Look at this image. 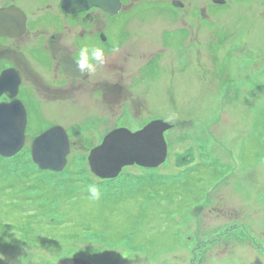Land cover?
<instances>
[{
	"label": "rangeland",
	"instance_id": "1",
	"mask_svg": "<svg viewBox=\"0 0 264 264\" xmlns=\"http://www.w3.org/2000/svg\"><path fill=\"white\" fill-rule=\"evenodd\" d=\"M257 29L249 39L258 63L233 69L238 77L257 72L245 82L225 79L222 61L209 63L225 55L215 54L219 27L183 42V68H167L166 94L150 96L148 111L142 105L140 118L126 122L132 130L156 116L173 123L157 168L130 165L101 179L81 144L104 133L82 131L90 127L79 122L94 117L57 107L31 116L33 131L59 122L76 142L58 172L32 159L33 132L15 155H0V264H264V22ZM93 183L98 201L88 198Z\"/></svg>",
	"mask_w": 264,
	"mask_h": 264
},
{
	"label": "flooded vegetation",
	"instance_id": "2",
	"mask_svg": "<svg viewBox=\"0 0 264 264\" xmlns=\"http://www.w3.org/2000/svg\"><path fill=\"white\" fill-rule=\"evenodd\" d=\"M249 4L256 6L253 15H244L241 10ZM230 9L235 15L228 14ZM0 16V74L12 70L7 89L0 90V102L21 101L27 116L26 140L29 132L35 136L61 125L51 122L33 131L31 116L40 119L54 107L68 115L72 108L74 113L83 109L94 117L90 124L79 122L89 125L82 131L92 139L94 130L103 135L119 127L132 130L126 122L140 116L142 105L148 111L145 100L166 94L167 68H183L179 50L185 40L194 39V31L219 27L224 32L215 54L218 50L225 55L209 63L217 67L222 61L225 79L245 82L256 77V71L238 77L233 69L258 63L249 35L258 33L257 26L264 22V0H119L109 10L93 5L74 11L62 0H0ZM83 45L105 48V63L91 75H81L74 63ZM155 118L162 119L148 121ZM103 135L81 144L91 148Z\"/></svg>",
	"mask_w": 264,
	"mask_h": 264
},
{
	"label": "water",
	"instance_id": "3",
	"mask_svg": "<svg viewBox=\"0 0 264 264\" xmlns=\"http://www.w3.org/2000/svg\"><path fill=\"white\" fill-rule=\"evenodd\" d=\"M62 1L70 11L86 9L93 5L109 10L119 4V0ZM0 23L2 28L3 21L0 20ZM8 71L0 76V89H6L5 85H9ZM13 94L11 93V96ZM25 123V111L18 100L0 102V155L11 156L21 148ZM169 126L166 121L154 119L133 132L126 128L110 131L102 142L89 152L88 163L91 170L100 177H114L124 165L134 163L143 167L159 165L166 155L163 132ZM68 150V138L64 129L61 126H54L33 139L31 151L33 160L40 168L59 171L65 164ZM56 264L90 263L77 258H63Z\"/></svg>",
	"mask_w": 264,
	"mask_h": 264
},
{
	"label": "clouds",
	"instance_id": "4",
	"mask_svg": "<svg viewBox=\"0 0 264 264\" xmlns=\"http://www.w3.org/2000/svg\"><path fill=\"white\" fill-rule=\"evenodd\" d=\"M115 50V49H113ZM76 70L81 75H91L97 70V66L105 63V48L103 46H87L83 45L79 48L78 55L74 60ZM88 198L91 201H98L101 197V190L97 184H89L87 186ZM5 257L0 254V260Z\"/></svg>",
	"mask_w": 264,
	"mask_h": 264
},
{
	"label": "bare ground",
	"instance_id": "5",
	"mask_svg": "<svg viewBox=\"0 0 264 264\" xmlns=\"http://www.w3.org/2000/svg\"><path fill=\"white\" fill-rule=\"evenodd\" d=\"M88 148H90V147H88Z\"/></svg>",
	"mask_w": 264,
	"mask_h": 264
}]
</instances>
